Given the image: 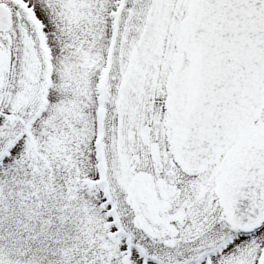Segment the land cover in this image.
<instances>
[{
	"label": "snow or ice",
	"instance_id": "1",
	"mask_svg": "<svg viewBox=\"0 0 264 264\" xmlns=\"http://www.w3.org/2000/svg\"><path fill=\"white\" fill-rule=\"evenodd\" d=\"M0 264H264V0H0Z\"/></svg>",
	"mask_w": 264,
	"mask_h": 264
}]
</instances>
